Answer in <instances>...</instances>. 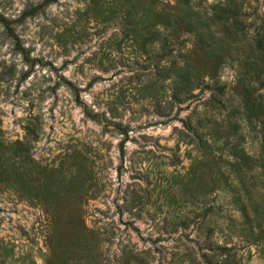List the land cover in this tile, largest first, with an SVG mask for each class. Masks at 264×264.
<instances>
[{
  "label": "rangeland",
  "instance_id": "obj_1",
  "mask_svg": "<svg viewBox=\"0 0 264 264\" xmlns=\"http://www.w3.org/2000/svg\"><path fill=\"white\" fill-rule=\"evenodd\" d=\"M43 1L0 0L6 20H0V264H46L60 251L58 239L67 243L81 229L102 241L99 264H139L133 256L144 251L155 257L150 264H190L184 255L192 249L201 260L198 242L210 218L225 230L215 232L217 243L233 246L241 264H264L263 245L249 241V233L227 240L228 213L238 228L245 226L243 201L254 215L246 199L236 203L230 186L240 189L239 180L229 185L232 174L228 182L220 178L232 172L229 150L197 156L183 136L189 118L208 110L210 91L197 89L184 102H173L170 80L161 78L151 55L124 35L119 6L107 7L111 0ZM245 1L251 30H264V0ZM31 8L36 11L23 17ZM10 31L33 65L15 50ZM221 80L233 93L236 67L227 65ZM68 81L79 88L82 104ZM258 92L264 99V89ZM87 109L99 121L87 116ZM33 125L38 133L28 140L34 169L66 170L75 164L80 170L72 171L85 179L65 193L57 211L42 184L27 174L20 180L26 163L12 147L27 140ZM240 125L236 143L252 164L242 167L243 180L252 204L264 209L262 124L243 118ZM212 157H221L219 164L210 165ZM198 161L204 183L192 181ZM218 204L225 211L204 219V211Z\"/></svg>",
  "mask_w": 264,
  "mask_h": 264
},
{
  "label": "trees",
  "instance_id": "obj_2",
  "mask_svg": "<svg viewBox=\"0 0 264 264\" xmlns=\"http://www.w3.org/2000/svg\"><path fill=\"white\" fill-rule=\"evenodd\" d=\"M51 1L53 0H44L41 5ZM245 3V0H216L213 3H208L207 0H173L171 4L166 0H111L107 7L111 9L114 4L119 6L122 32L126 37L136 40L142 50L151 55L157 74L170 80L173 102H184L197 89L210 91L205 102L209 111L205 110L194 120L189 118L187 132L183 136L197 156H212L215 149L229 150L228 155L235 160L234 163H229L232 172L221 173L220 178L228 182L232 174L229 185L234 179L239 180L240 189L230 186L236 191V199L239 201L236 203L240 204L241 200L246 199L254 215L248 214L243 201L240 207L242 206L241 215L245 226L238 228L233 214L228 213L224 217L228 220L225 227L229 237L227 240L237 233L242 235L247 232L249 241L263 245L264 254V209L258 203L252 204L249 188L242 176V167L251 168L252 164L250 157L236 143L241 137L240 120L256 119L262 124L261 150L264 155V99L258 92L264 89V30H251L253 23L248 20L249 13ZM35 11L36 8L25 10L23 17L30 16ZM0 20L4 23L6 21L1 16ZM10 36L14 40L15 50L33 65L35 60L30 58L19 37L12 31ZM163 62L165 65H162ZM227 65L236 67V89L233 93L229 92L227 85L221 80V74ZM67 85L75 101L82 104L79 88L70 81ZM86 115L99 121L97 113L87 109ZM117 126L122 127L121 124ZM27 130V140L12 147L13 153L22 156L23 163H26L20 180L25 181L27 174L32 183L36 180V183L42 184L45 196L51 200V207L57 211L65 193L73 186H82V174L72 171L75 164L66 170L36 171L32 166L34 160L29 153L31 145L28 139L37 136L38 128L33 125L28 126ZM214 159L216 158L212 157L211 161L210 158V165L219 164L221 157L216 161ZM198 167L199 161L192 171V181L198 179L204 183V172L197 173ZM259 167L264 180V158ZM33 173L36 177H32ZM223 211V206L218 204L216 210L206 209L203 217L205 219ZM70 217H67L69 224L73 222ZM218 223L210 218L202 224L203 238L198 242L201 260L190 249L184 255L190 264H241L233 246L217 243L215 232L217 229L225 231ZM183 224L187 226L185 222ZM101 242L96 234L86 233L81 229L70 235L67 243L58 239L56 247L60 251L54 255V259H48L46 264H99L102 259V253L98 252ZM143 253L139 257L133 256V260L139 264H150L155 257L149 251Z\"/></svg>",
  "mask_w": 264,
  "mask_h": 264
}]
</instances>
